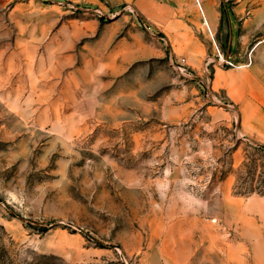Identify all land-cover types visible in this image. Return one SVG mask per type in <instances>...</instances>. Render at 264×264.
Instances as JSON below:
<instances>
[{
	"label": "rangeland",
	"instance_id": "rangeland-1",
	"mask_svg": "<svg viewBox=\"0 0 264 264\" xmlns=\"http://www.w3.org/2000/svg\"><path fill=\"white\" fill-rule=\"evenodd\" d=\"M208 2L214 35L195 0L171 30L207 49L198 63L177 49L203 63L184 58L182 76L136 6L0 0V264H264V87L205 70L264 0Z\"/></svg>",
	"mask_w": 264,
	"mask_h": 264
},
{
	"label": "crops",
	"instance_id": "crops-1",
	"mask_svg": "<svg viewBox=\"0 0 264 264\" xmlns=\"http://www.w3.org/2000/svg\"><path fill=\"white\" fill-rule=\"evenodd\" d=\"M92 1H96L99 3L98 4L100 6L99 12L105 14L115 13L117 14L116 16L123 13V10L121 11V8H123V6L125 5L136 6L137 9L142 13V15L145 16L146 25L151 30L153 31L155 30L158 32L165 30L164 32H162V35L166 38L167 42H169V46L172 51V56L175 60L176 59L179 60L181 57L186 58L187 65L192 71L198 73L201 70L203 63L200 66V68L197 70L192 66L187 56L179 55L176 51L178 49L179 52L188 55L191 61H193L194 63H198L206 53L207 49L205 45L196 44V42L195 43L193 42L191 46L179 47L180 38L178 36V33L171 31L175 28L174 26L178 27L177 28L178 30L179 29L184 30L186 8L183 4L184 2H186V0H92ZM188 1L191 4V10L196 11V8H194L195 5L194 0H188ZM195 2L204 22L208 25L209 33L214 35L213 30H218V26H220L221 24V16H218L216 13H214V11L210 8V4L208 0H195ZM263 13L264 10L262 9L255 10L253 16V19L255 21L253 25L250 26V23L248 24L247 22L244 21L241 27V29L243 30L242 32H240L239 30V33H237L235 27L229 28V26H227V29L229 28L228 30H231L230 33L228 34L229 40L227 44L228 47L227 50L230 51V53L235 59H236V55L234 54L233 50L235 49V45L237 44V38L239 37L240 40H246L250 36L251 30H256V31L259 30L262 27L260 22L264 18L262 16ZM171 16H173V18L177 19L178 21L176 23H172ZM215 40L216 39L214 38V42L218 46L224 48L221 43ZM135 47L138 55L137 58H145L154 53L153 52L154 47L151 46L150 44L143 45L141 43H136ZM253 54H254V61L252 59V64L250 66L236 68L237 70H235V68L215 69L214 67L213 69L214 79L212 83L214 84V81L218 80L220 82L226 83L228 88H239V89H247L258 86L264 87V79H263L264 78V40L256 44V46L253 48L252 51V55ZM165 55L167 57L166 49H165ZM227 77L230 78L232 77L234 79L227 80L226 79ZM259 78H262V80H260Z\"/></svg>",
	"mask_w": 264,
	"mask_h": 264
},
{
	"label": "built area",
	"instance_id": "built-area-1",
	"mask_svg": "<svg viewBox=\"0 0 264 264\" xmlns=\"http://www.w3.org/2000/svg\"><path fill=\"white\" fill-rule=\"evenodd\" d=\"M124 9L126 10H129L131 12H134L135 10L131 7V6H125ZM143 24L144 26L146 27V29L148 30V32L152 35V36H157L158 34H156L153 30H151L147 25L146 23L143 21ZM160 38V37H159ZM166 42V40H165ZM216 55L214 58L212 59H209L207 60V64H206V67H205V70L206 72H208L209 70V66L214 63L215 65H218V66H222V67H225V66H230V67H237V68H240V67H243V66H246L248 65L247 64H240V63H237V61L233 60L232 59V56L230 55V51H226V52H223L217 45H216ZM169 62H170V65L173 67V69L180 75L182 76H189V72L185 66V59L182 58V59H174L172 54L170 53V57H169ZM209 75V73H208ZM207 81V82H206ZM208 80H205V81H200V83L203 82L204 86L208 87Z\"/></svg>",
	"mask_w": 264,
	"mask_h": 264
}]
</instances>
